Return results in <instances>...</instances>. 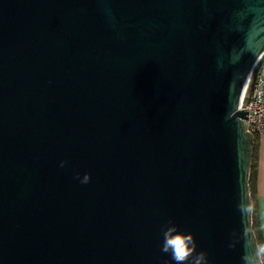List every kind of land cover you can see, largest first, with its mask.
<instances>
[{"label": "water", "instance_id": "obj_1", "mask_svg": "<svg viewBox=\"0 0 264 264\" xmlns=\"http://www.w3.org/2000/svg\"><path fill=\"white\" fill-rule=\"evenodd\" d=\"M263 50L264 0H0V264H243Z\"/></svg>", "mask_w": 264, "mask_h": 264}, {"label": "clouds", "instance_id": "obj_2", "mask_svg": "<svg viewBox=\"0 0 264 264\" xmlns=\"http://www.w3.org/2000/svg\"><path fill=\"white\" fill-rule=\"evenodd\" d=\"M66 161L61 162V167ZM82 184L90 181V175L85 174L82 179L77 174ZM163 244L161 251L170 253L175 264H207L204 252H197V244L192 234L178 230L177 226L170 221L163 229ZM243 264H264V247H260L254 254H245L242 257Z\"/></svg>", "mask_w": 264, "mask_h": 264}, {"label": "built area", "instance_id": "obj_3", "mask_svg": "<svg viewBox=\"0 0 264 264\" xmlns=\"http://www.w3.org/2000/svg\"><path fill=\"white\" fill-rule=\"evenodd\" d=\"M239 108H247L245 129L254 138L264 134V50L255 60L248 75Z\"/></svg>", "mask_w": 264, "mask_h": 264}, {"label": "crops", "instance_id": "obj_4", "mask_svg": "<svg viewBox=\"0 0 264 264\" xmlns=\"http://www.w3.org/2000/svg\"><path fill=\"white\" fill-rule=\"evenodd\" d=\"M253 158L254 167L250 187L251 202L255 206L258 232L262 247H264V134L257 136Z\"/></svg>", "mask_w": 264, "mask_h": 264}, {"label": "trees", "instance_id": "obj_5", "mask_svg": "<svg viewBox=\"0 0 264 264\" xmlns=\"http://www.w3.org/2000/svg\"><path fill=\"white\" fill-rule=\"evenodd\" d=\"M257 137L254 138V145H256ZM253 167H254V158L252 159L251 167H250V175H249V192H250V199L252 197V193L250 191L251 187V178H252V172H253ZM252 203V202H251ZM252 228L255 233V236L257 238L258 246L259 248L262 247V241L258 232V227H257V220H256V213H255V206L252 204Z\"/></svg>", "mask_w": 264, "mask_h": 264}]
</instances>
